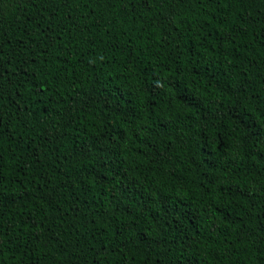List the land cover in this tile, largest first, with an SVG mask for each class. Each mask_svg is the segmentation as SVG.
Here are the masks:
<instances>
[{
	"label": "trees",
	"instance_id": "1",
	"mask_svg": "<svg viewBox=\"0 0 264 264\" xmlns=\"http://www.w3.org/2000/svg\"><path fill=\"white\" fill-rule=\"evenodd\" d=\"M0 264H264V0H0Z\"/></svg>",
	"mask_w": 264,
	"mask_h": 264
}]
</instances>
